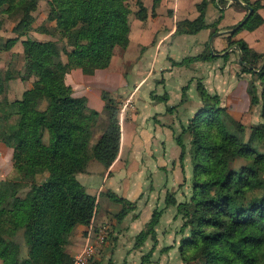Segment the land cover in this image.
<instances>
[{"label": "trees", "instance_id": "trees-1", "mask_svg": "<svg viewBox=\"0 0 264 264\" xmlns=\"http://www.w3.org/2000/svg\"><path fill=\"white\" fill-rule=\"evenodd\" d=\"M153 1L156 8L162 0ZM241 1L250 5L254 13L244 25L233 29L228 43L229 48L243 52L245 42L234 41L233 37L242 30L253 32L264 24L259 14L264 4ZM209 3L203 0L198 5L200 16L179 23L177 33L195 34L209 28ZM137 5V18L147 20L143 1L137 0ZM38 6L39 0H0V16L19 17L14 30L27 36L34 29ZM49 6L47 24L52 25L40 26L37 31L57 40L71 37L67 62L54 41L28 39L22 42L25 73L0 72L1 96L6 94L11 81L36 78L21 99L11 101L5 96L0 100V142L12 144L13 168L17 172L15 179L0 181V217L6 218L0 232L1 264H73L66 248L78 227L91 225L97 206V198L86 191L77 175L86 172L94 160L110 167L120 149L121 128L115 99H106L109 122L92 145L93 129L101 114L90 109L85 98L74 97L66 76L75 69L87 74L108 69L116 51L128 48L132 11L127 0H49ZM216 27H211L213 35L217 33ZM17 42L16 38L9 40L4 49L10 51ZM213 58L210 53L202 57ZM242 60V73L254 75L248 91L252 105L261 106L263 120L248 142L244 140L245 126L230 119L221 97L211 95L203 85V108L184 129L193 137L194 192L190 202L178 205L175 199H168V205L178 206V213L185 219L182 229H189L192 235L180 249L187 264H264V153H258L259 142L264 140V55L255 54L250 63ZM44 102L47 107L41 110ZM46 134L48 144L44 142ZM178 143L184 158L181 137ZM240 157H246L249 163L236 172L234 162ZM40 170L48 177L39 183ZM260 190L262 193L258 194ZM113 200L132 206L117 197ZM161 216L162 212L154 213L137 237V247L149 237L156 240L155 229Z\"/></svg>", "mask_w": 264, "mask_h": 264}, {"label": "crops", "instance_id": "crops-1", "mask_svg": "<svg viewBox=\"0 0 264 264\" xmlns=\"http://www.w3.org/2000/svg\"><path fill=\"white\" fill-rule=\"evenodd\" d=\"M142 1L148 18L139 20L137 0L129 1L130 43L126 50L116 51L108 69L89 74L75 69L66 76L74 96L85 98L105 124L104 97L113 96L119 108L121 142L116 160L108 168L91 161L86 172L77 175L97 198V206L91 225L76 229L69 251L76 257L85 246H93L92 259L99 264H109L110 259L114 264L138 263L142 252L136 249V240L155 212H162L156 240L149 237L142 248L156 245L159 258L161 249L176 246L182 219L177 218V205H168V199L172 196L180 204L191 196L193 168L190 158H183L178 135L203 108L200 85L220 96L229 110L226 99H251L248 83L254 75H241L240 60L250 63L255 54L264 55V24L233 37L245 42L243 52L229 48L228 37L248 15L230 0H209V28L195 34H178V24L196 20L203 0H162L156 8L153 0ZM259 14L264 18V9ZM208 53L214 58L202 59ZM101 235L104 242H99Z\"/></svg>", "mask_w": 264, "mask_h": 264}, {"label": "rangeland", "instance_id": "rangeland-1", "mask_svg": "<svg viewBox=\"0 0 264 264\" xmlns=\"http://www.w3.org/2000/svg\"><path fill=\"white\" fill-rule=\"evenodd\" d=\"M129 1L130 0H127L128 5H129ZM26 7L27 6H25V8ZM49 8H50L49 0H39L38 9L34 13V16L36 18V21L33 25L34 29H32L28 33L27 36H23V37L17 34L14 30L20 19L19 17L16 18V17L9 16V15L0 16V72L1 73H5L7 70H10V72H13V73L19 72L22 75L25 73L26 69H25V60H24V53H23L24 48H23L22 42L28 39L42 41V42L54 41L62 52V57H63L64 62H67L66 52L71 50L72 48L71 37L66 38L64 40H57L56 38H54L53 36L49 34L37 31V29L40 26L42 27L44 25H48V26L52 25L50 23L47 24V16H48ZM15 38L18 39V42L16 43V45L10 51H6V49H4L6 43L9 40L15 39ZM250 60H252L251 57H250ZM240 72H241V75L244 74L242 73V69L240 70ZM35 81H36L35 77H32L30 80H27V81H23L21 79H16V80L11 81L7 86L6 94L3 96L0 95V100L5 96L11 101L16 100V99H21L24 92H26L27 90L33 87V84ZM250 83L251 82L248 83V90H249ZM257 84L259 85V82ZM109 98H113V96L107 95L104 97V99H109ZM226 101H227L226 105L229 108V110L228 109L227 110H228L230 119H234L245 126L246 133H245L244 140L248 142L249 138L251 137V134L253 133V130L257 127H260L261 124L263 123L261 106L252 105L251 99H249V97L247 99H226ZM46 107H47V102H44L41 106V110H45ZM230 119H227V125L230 129H232L230 127ZM105 121H106V124L104 123V121L100 120L97 126L94 127L93 129L94 138L92 141V145H95L97 143V141L102 136L103 132L106 130L105 127H107L108 122H109L108 115ZM189 123L187 126H185L182 129V131L178 135V138L181 137L184 143V149H185L184 157L187 155L190 158V164L192 165V168H193L191 181L189 183L191 196L189 199H187L186 201L182 203L190 202L193 192H194L193 177H194L195 167L192 162V154H191L193 137L191 134L184 132V129L189 126ZM232 132H234V130H232ZM44 142L47 144L49 143L48 134H46V136L44 137ZM259 145H260V149L258 150V153L263 154L264 153V140L260 141ZM12 156H13L12 144L0 142V181L13 180L17 177V172L13 168ZM248 163L249 162L246 159V157H240L236 159V161L234 162V170L236 172H240L242 168L247 166ZM47 177L48 175L40 170L38 174V182L39 183L42 182ZM261 184L264 185V171L262 172ZM26 191H27V188L23 191V194H25ZM257 193L261 194L262 190L258 191ZM169 199H174V197L170 196ZM177 209H178V206H177ZM177 218L182 219V225L178 228V233H177L178 238H177V241H175L176 246L161 249L159 258L157 256L158 248H156V245L153 248H145V249L142 248L145 244L140 247H136L137 250H140L142 252V256L138 263H132V264H187L183 261L181 257L180 249L184 243L183 241L186 239H190L192 235L189 232V229H186V230L182 229L185 224V219L183 215L177 213ZM5 220H6L5 217H0V232H2L5 228ZM75 239L76 237L73 236L71 239L70 245H68L66 248V251L71 256L73 263H74L75 257L72 255V253H70L69 250H70V247L74 244ZM136 244H137V241H136ZM92 257L93 256H90L86 264H99V261L94 262ZM108 263L114 264L112 259H110ZM0 264H1V261H0Z\"/></svg>", "mask_w": 264, "mask_h": 264}, {"label": "built area", "instance_id": "built-area-1", "mask_svg": "<svg viewBox=\"0 0 264 264\" xmlns=\"http://www.w3.org/2000/svg\"><path fill=\"white\" fill-rule=\"evenodd\" d=\"M105 237L104 235H101L99 237V242H104ZM94 253V247L87 245L82 250L80 253L75 257L74 263L73 264H86L88 262V259L90 256H92Z\"/></svg>", "mask_w": 264, "mask_h": 264}, {"label": "water", "instance_id": "water-1", "mask_svg": "<svg viewBox=\"0 0 264 264\" xmlns=\"http://www.w3.org/2000/svg\"><path fill=\"white\" fill-rule=\"evenodd\" d=\"M231 2H233V3H237V4H239V5H241V6H243L244 7V9H246L247 11H248V15H247V17L244 19V21L241 23V25H244L248 20H249V18L253 15V13H254V9L250 6V5H246V4H244V3H242V1L241 0H230ZM241 57V56H240ZM240 63L242 64L243 63V61H242V59L240 60ZM250 69H252V66H250V65H247Z\"/></svg>", "mask_w": 264, "mask_h": 264}]
</instances>
